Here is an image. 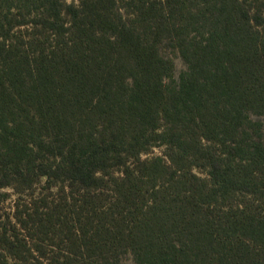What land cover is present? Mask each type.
<instances>
[{
  "label": "trees",
  "instance_id": "trees-1",
  "mask_svg": "<svg viewBox=\"0 0 264 264\" xmlns=\"http://www.w3.org/2000/svg\"><path fill=\"white\" fill-rule=\"evenodd\" d=\"M250 113L264 0H0V190L19 196L0 264H264Z\"/></svg>",
  "mask_w": 264,
  "mask_h": 264
},
{
  "label": "rangeland",
  "instance_id": "rangeland-1",
  "mask_svg": "<svg viewBox=\"0 0 264 264\" xmlns=\"http://www.w3.org/2000/svg\"><path fill=\"white\" fill-rule=\"evenodd\" d=\"M74 0H66L67 3H71ZM118 13L122 16V18L127 22H133L134 16L122 9V7L118 8ZM137 27L138 31L143 32L144 26L140 25L139 23L133 24ZM195 34H192L193 36ZM158 50L160 55L165 58L169 59L173 62V71L170 75V78H165L164 83L170 84L171 81L177 83L179 81V76L181 73L187 71V65L182 60L178 50L175 48L173 40L166 34L163 37V40L158 44ZM130 84V80L127 81ZM246 117L248 121L252 124H248L247 120L243 123V128L246 129V135L243 134L240 139L245 141V143H249L250 139L256 141L264 140V118L255 114H247ZM242 129V127H241ZM164 149L163 148H156L153 149L148 155L144 156L143 158H151L155 156H162ZM2 169L0 168V174ZM200 177L206 178V173L204 171L197 170L195 171ZM44 185V179H41L38 184H36L34 192L37 196L41 192V187ZM2 193L6 194L3 201L0 204V223H6L7 219L9 218L10 221L13 222V213L15 209V205L18 202L19 196L14 192L12 188H5L0 190ZM26 199V198H24ZM115 264H136L134 262L133 255L128 253L126 255H122Z\"/></svg>",
  "mask_w": 264,
  "mask_h": 264
}]
</instances>
